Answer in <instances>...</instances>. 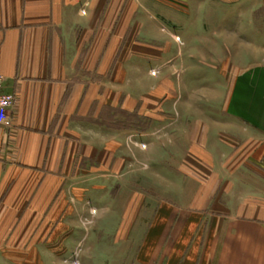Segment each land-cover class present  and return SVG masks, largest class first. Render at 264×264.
<instances>
[{"label":"crops","instance_id":"1","mask_svg":"<svg viewBox=\"0 0 264 264\" xmlns=\"http://www.w3.org/2000/svg\"><path fill=\"white\" fill-rule=\"evenodd\" d=\"M244 1L187 0L184 27L201 34L244 9L238 20L250 21L252 43L263 47L228 84L219 71L229 95L217 122L175 136L180 152L170 181L155 183L167 191L134 264H264V0ZM170 9L150 0H0V76L16 98L10 124L0 127V264H63L65 248H36L35 236L48 238L66 219L62 191L73 166L97 156L99 128L90 123L100 108H121L103 97L114 85L115 44L130 28H158ZM136 42L124 45L141 51Z\"/></svg>","mask_w":264,"mask_h":264},{"label":"rangeland","instance_id":"2","mask_svg":"<svg viewBox=\"0 0 264 264\" xmlns=\"http://www.w3.org/2000/svg\"><path fill=\"white\" fill-rule=\"evenodd\" d=\"M150 1L168 5L173 14L160 18L156 29L148 23L147 29L140 27L137 32L130 28L115 44L114 77L109 75L114 85H108L103 97L108 94L121 108H100L98 122L90 123L99 128L97 156L81 160L78 171L74 165L62 191L66 219L51 226L48 238L35 236L40 243L36 248H65L63 264H134L157 197H162L161 190L167 191L156 189L155 183L170 181L177 158L172 154L180 152L175 136L186 135L192 127L198 134L210 117L217 122L236 65L248 66L251 53L263 47L252 43L251 28L246 27L250 21L238 20L244 9L227 13L225 25L201 29V35L184 27L190 11L187 0ZM226 4L237 2L226 0ZM197 35L211 43L195 39ZM128 40L137 41L141 51L134 50L133 44L124 45ZM239 51L244 54L242 62L234 59ZM219 71L227 72V84ZM121 78L123 84L118 82ZM105 85H100L101 90H106ZM181 158L179 164L184 165ZM43 240L49 246L44 247Z\"/></svg>","mask_w":264,"mask_h":264},{"label":"built area","instance_id":"3","mask_svg":"<svg viewBox=\"0 0 264 264\" xmlns=\"http://www.w3.org/2000/svg\"><path fill=\"white\" fill-rule=\"evenodd\" d=\"M4 88L5 78L0 76V127L10 124L11 113L16 102L15 95L5 93Z\"/></svg>","mask_w":264,"mask_h":264}]
</instances>
